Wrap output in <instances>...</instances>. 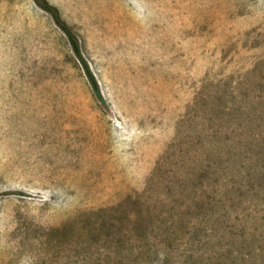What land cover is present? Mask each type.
I'll list each match as a JSON object with an SVG mask.
<instances>
[{
  "label": "rangeland",
  "instance_id": "obj_1",
  "mask_svg": "<svg viewBox=\"0 0 264 264\" xmlns=\"http://www.w3.org/2000/svg\"><path fill=\"white\" fill-rule=\"evenodd\" d=\"M0 264H264V0H0Z\"/></svg>",
  "mask_w": 264,
  "mask_h": 264
},
{
  "label": "trees",
  "instance_id": "obj_2",
  "mask_svg": "<svg viewBox=\"0 0 264 264\" xmlns=\"http://www.w3.org/2000/svg\"><path fill=\"white\" fill-rule=\"evenodd\" d=\"M48 12H50L52 14V16L54 17V20L56 22V24L62 29V31L64 33H66L67 35V38H68V41H69V44L72 48V51L75 55V57L77 58V60L82 64L83 66V69L86 73V76L88 78V81L93 89V92L95 93V95L99 98H100V95H99V90H98V86L95 82V79L93 77V75L91 74V72L89 71L86 63L84 62L82 56H81V53H80V49H79V45H78V41L77 39L75 38L74 35H72L66 28V26H64V24L60 21L59 17L57 16V13H56V10H54L53 8L51 7H48V8H45Z\"/></svg>",
  "mask_w": 264,
  "mask_h": 264
}]
</instances>
